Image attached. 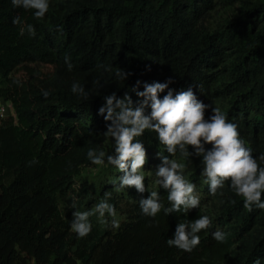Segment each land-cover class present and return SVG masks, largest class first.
I'll list each match as a JSON object with an SVG mask.
<instances>
[{"label":"trees","instance_id":"1","mask_svg":"<svg viewBox=\"0 0 264 264\" xmlns=\"http://www.w3.org/2000/svg\"><path fill=\"white\" fill-rule=\"evenodd\" d=\"M33 11L0 0V100L12 106L0 115V264H264V210L245 209L230 181L212 196L195 154L170 157L186 165L200 198L187 216L163 209L155 218L143 215L139 200L150 193L119 188L123 174L111 165L75 187L83 167L95 166L88 151L107 154L104 96L127 93L135 105L133 88L169 80L174 95L191 87L210 105L205 119L220 108L264 166V0H49L43 19ZM16 16L34 26L35 37L19 34ZM73 83L87 99L71 91ZM136 140L146 149L145 187L170 207L167 190L155 183L157 154L168 153L155 132ZM105 193L115 217L90 216L91 232L79 238L71 230L72 198L89 211ZM203 215L212 227L198 234L193 251L167 245L181 220ZM217 230L223 242L213 239Z\"/></svg>","mask_w":264,"mask_h":264},{"label":"clouds","instance_id":"2","mask_svg":"<svg viewBox=\"0 0 264 264\" xmlns=\"http://www.w3.org/2000/svg\"><path fill=\"white\" fill-rule=\"evenodd\" d=\"M13 7H22L25 10H34L36 19H43L49 10V0H11ZM13 25L19 27L21 36L27 33L35 37L33 25L26 24L20 16L12 20ZM71 57L65 56V64L69 71L72 70ZM127 73L119 69L116 76L125 80ZM166 83H145L144 90L136 92L140 99L134 105L130 95L125 93L123 98H117L115 92L105 95V105L99 109V114L106 121L107 131L103 134L114 141L115 155H107V164L116 167L123 175L119 176V188L135 187L137 192H149L147 198L139 200V207L143 215L155 218L163 209L164 215L182 213L185 216L192 209L200 207V198L196 193L195 183L189 182L184 176L186 165L176 159H170L177 152L186 160L195 154L202 157L203 170L201 176L204 183L209 186V192L215 196L218 189H222L226 181H230L233 192L243 199V206L248 211L253 207L264 210V166L258 163L252 155V150L245 146L240 138L238 126L230 122L227 115L220 108H211L212 115L205 119V111L210 105L198 100L192 88L175 93ZM139 84V82H137ZM167 94L161 99L159 94ZM71 91L74 94L88 98L84 87L73 83ZM45 98L49 95L44 92ZM150 113L146 114V109ZM155 132L160 145H163L168 155L158 152L161 163L155 168V183L167 190V200L170 207H165L160 202L157 191H149L145 187V177L141 169L146 163V149L144 144L136 140L145 131ZM211 145L206 150L205 145ZM189 147L194 150L189 151ZM105 153L98 154L95 149L87 153L88 159L94 165L105 164ZM264 161V155L259 157ZM36 160L29 162V166L36 164ZM110 193H105L93 209L80 211L76 206V198H72L71 230L79 238L90 234L92 225L89 217L97 215L101 218L108 214L115 217V207L108 202ZM113 227H118V222L113 220ZM212 227V220L207 216H199L194 221L181 220L175 229L173 238L167 239L169 247H176L185 252H191L200 243L198 235L202 230ZM217 242L225 240V233L217 230L212 233Z\"/></svg>","mask_w":264,"mask_h":264},{"label":"rangeland","instance_id":"3","mask_svg":"<svg viewBox=\"0 0 264 264\" xmlns=\"http://www.w3.org/2000/svg\"><path fill=\"white\" fill-rule=\"evenodd\" d=\"M113 145H114V141H112V139L107 140L106 142V147H107V155H113ZM105 157V164L104 165H95V166H91V167H83L81 174L79 176V178L77 179V183L75 185L76 188H79V186L81 184H90L92 182H95L100 175H102L106 168L108 167L107 164V160ZM8 178L4 177V181L8 182Z\"/></svg>","mask_w":264,"mask_h":264},{"label":"built area","instance_id":"4","mask_svg":"<svg viewBox=\"0 0 264 264\" xmlns=\"http://www.w3.org/2000/svg\"><path fill=\"white\" fill-rule=\"evenodd\" d=\"M8 109H12L11 105H6L0 100V115L1 117H4L8 113ZM14 115V114H13Z\"/></svg>","mask_w":264,"mask_h":264}]
</instances>
